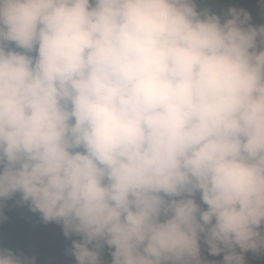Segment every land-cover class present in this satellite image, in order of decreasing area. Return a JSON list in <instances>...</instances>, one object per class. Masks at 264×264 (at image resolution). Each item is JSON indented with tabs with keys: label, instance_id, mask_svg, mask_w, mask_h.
Wrapping results in <instances>:
<instances>
[{
	"label": "clouds",
	"instance_id": "9594fccd",
	"mask_svg": "<svg viewBox=\"0 0 264 264\" xmlns=\"http://www.w3.org/2000/svg\"><path fill=\"white\" fill-rule=\"evenodd\" d=\"M252 20L198 0H0V208L62 225L75 264L105 246L110 264L264 253ZM0 264L36 258L0 248Z\"/></svg>",
	"mask_w": 264,
	"mask_h": 264
},
{
	"label": "rangeland",
	"instance_id": "374dc122",
	"mask_svg": "<svg viewBox=\"0 0 264 264\" xmlns=\"http://www.w3.org/2000/svg\"><path fill=\"white\" fill-rule=\"evenodd\" d=\"M229 6L243 7L248 10L253 17V24L264 23L258 0H198V10L209 7L218 14ZM38 216V219L28 221V250L43 257L47 264H75L70 247L71 239L77 237L66 238L63 234L62 225L56 222L46 223L39 213ZM204 255L209 260H219L221 258L210 256L206 251ZM110 259V255L101 256L103 264H110ZM245 264H264V253H246Z\"/></svg>",
	"mask_w": 264,
	"mask_h": 264
},
{
	"label": "trees",
	"instance_id": "16d2710c",
	"mask_svg": "<svg viewBox=\"0 0 264 264\" xmlns=\"http://www.w3.org/2000/svg\"><path fill=\"white\" fill-rule=\"evenodd\" d=\"M18 197L7 201L0 208V248H10L17 253H24L36 258V264H47L45 259L28 250V221L38 219V213L30 210L26 203H17ZM107 246L102 256H108Z\"/></svg>",
	"mask_w": 264,
	"mask_h": 264
}]
</instances>
